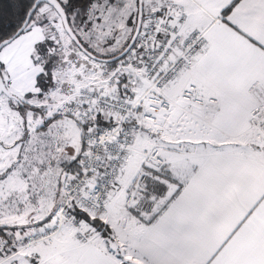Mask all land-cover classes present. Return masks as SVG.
Returning <instances> with one entry per match:
<instances>
[{"label": "snow or ice", "instance_id": "1", "mask_svg": "<svg viewBox=\"0 0 264 264\" xmlns=\"http://www.w3.org/2000/svg\"><path fill=\"white\" fill-rule=\"evenodd\" d=\"M0 264H264V0H0Z\"/></svg>", "mask_w": 264, "mask_h": 264}]
</instances>
